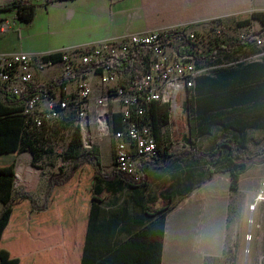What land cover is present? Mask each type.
<instances>
[{
    "label": "crops",
    "instance_id": "obj_1",
    "mask_svg": "<svg viewBox=\"0 0 264 264\" xmlns=\"http://www.w3.org/2000/svg\"><path fill=\"white\" fill-rule=\"evenodd\" d=\"M11 1L0 0V5ZM28 1L37 4L36 15L30 24L16 18L15 9L0 11V54L18 51L52 53L69 45L108 37L119 38L163 24L194 19H209V23L222 27V22L231 13L264 11V0ZM6 24L8 27L4 30L3 25ZM199 26L201 24L197 29ZM262 27L263 24L254 19L250 25L240 28L248 34ZM238 49L240 74L244 69L252 70L250 64L254 63L255 97L240 103L237 108L224 109L222 112L235 111L231 117L241 123L262 124L264 45L257 47L250 43ZM171 50L174 51V48ZM144 54L145 51L136 56L134 74L142 73ZM61 73L62 64L58 61L47 71H36L34 85L49 83L58 79ZM203 74L196 77L192 88L179 91L176 107L171 110V122L163 127L162 146L169 147L174 153L192 147L200 149L198 141L201 139L211 140L209 149L215 148L223 138L211 131V125H200L197 122L200 116L211 118L221 113L217 110H196L193 97L196 99L211 93L202 89L200 84L196 86L197 78ZM126 75L120 73V78ZM240 87L242 90L244 85ZM177 113L185 117L187 125V132L180 134L184 145L181 150H175L178 124L173 119ZM190 117L195 120L193 129ZM242 136L247 137L248 141L251 138L247 132L235 134L236 139ZM98 147L101 158L103 149L109 152L111 140H102ZM32 158L29 151L17 154L11 193L25 191L32 196L38 194V202L33 198L36 206H41L45 201L50 178L47 181L42 178L32 164ZM262 165L264 163H249L248 169L239 178L238 189L232 191V176L224 170V163L209 165L201 160L179 157L163 166L146 165V180L141 185L134 182L129 184L121 174H114L112 161L107 169L101 165L102 173L109 176L108 180L92 182L91 175L83 173L77 174L67 184L56 187L53 202L46 211H31L30 202L20 199L3 232L0 248L8 250L12 257H17L18 264H93L106 253L117 250L133 253L131 256L137 259L142 253H156L159 249V229L151 223L158 214L152 213L166 207L165 201L170 196L169 205L172 208L166 215L164 225L161 264H204L208 257L223 255L232 227H242L247 232L246 222L252 215L249 206L264 180L262 172L258 170ZM209 170L214 171L211 176ZM92 185L98 194L93 200L90 198ZM232 206L240 210V218H235L228 228ZM253 217L259 228L257 230H261L263 211L257 208ZM129 237L135 238L133 243L122 245ZM130 264L139 263L133 260Z\"/></svg>",
    "mask_w": 264,
    "mask_h": 264
},
{
    "label": "built area",
    "instance_id": "obj_2",
    "mask_svg": "<svg viewBox=\"0 0 264 264\" xmlns=\"http://www.w3.org/2000/svg\"><path fill=\"white\" fill-rule=\"evenodd\" d=\"M208 22L209 19L180 21L119 38L64 47L52 53H2L0 87L16 97L23 96L30 86H36L35 72L51 69L56 62L50 55L59 53L62 73L58 79L63 78L65 82L52 86L45 93L30 94L23 100L21 113L26 122L44 131V135L52 136L73 115L83 146L91 148V133L100 141L112 139L114 170L139 182L143 178L141 168L154 165L160 159L158 141L148 117L150 104L168 102L172 110L176 107L179 91L192 88L196 77L203 72L195 59L178 57L173 50L167 53L168 44L163 45L162 40L178 32L196 43L195 27ZM7 27L3 25L4 30ZM221 31L222 27L217 26L215 32L220 34ZM250 35L252 33L244 38ZM252 43L257 47L264 45V32ZM138 48L139 54L145 51L142 73L128 70L122 72L127 75L120 78V72L112 63L127 62ZM116 113L119 114L117 118ZM260 202H264V181L249 206L250 224L254 223L253 212ZM246 236L247 241L252 240L251 228ZM263 262L264 255L261 256Z\"/></svg>",
    "mask_w": 264,
    "mask_h": 264
},
{
    "label": "trees",
    "instance_id": "obj_3",
    "mask_svg": "<svg viewBox=\"0 0 264 264\" xmlns=\"http://www.w3.org/2000/svg\"><path fill=\"white\" fill-rule=\"evenodd\" d=\"M15 9V17L25 24H30L37 10V4L28 0H12L6 4L0 5V11H10ZM257 19L263 27L257 32L246 38H217L212 47L206 53H198L195 48V43L186 39L183 34L178 32H172L162 40L163 45H167L169 40L176 39L177 43L174 46V52L178 57L185 59H195L198 66H203L207 61H214L219 59L222 55H234L235 51L244 45L252 43V41L260 36L264 32V11H254L251 14L237 15L234 19L235 23L239 27L248 26L252 23V20ZM140 53V49H135L127 62L112 63V66L120 73L130 70L133 71V63L136 56ZM50 58L57 62L61 59L59 53L50 55ZM251 63L252 70L247 71L244 69L240 74L239 63L235 66L218 67L212 71L205 73L197 78V85H201L202 89H206L211 93L200 95L199 97H193L196 101V110L199 112H209L210 110H217L218 113L215 117H198L197 122L199 124H205L208 122H220L227 120L230 123H234L241 133L247 132V127L252 123H241L237 118L231 117L235 111H229L223 113L224 109L237 108L240 103H244L253 100L255 93L253 90L254 83V70ZM245 66V65H244ZM65 79H55L44 85L30 86L29 91L24 93L21 97H16L5 89L0 87V93L3 95V99H0V242L3 232L8 226L14 206L20 199H26L30 202V210L42 212L46 211L52 204L54 199V191L56 187L63 186L70 182L77 174L84 175L88 173L91 175L92 182L98 179L108 180L109 176L102 173L101 158L98 145H92L90 149H83V140L80 132V128L75 126L72 137L70 138L65 150L64 158L69 160V164L60 172L51 176L49 179V188L45 195V201L41 206H36L33 196L25 191L12 192V184L14 177V165L17 154L23 151H29L33 158L32 164L43 155L52 153L51 149L44 148L43 139H47L51 136L44 135V131L36 127H30L26 122L25 117L21 113V104L23 100L30 94L45 93L50 90L54 85L64 83ZM243 89L241 90L240 86ZM206 91V92H207ZM202 96V97H201ZM191 114V105H190ZM224 115V116H223ZM118 113L115 114L117 118ZM191 116V115H190ZM221 118H220V117ZM148 117L150 119L154 135L158 141L160 159L156 166L166 165L171 160L179 157H187L195 160H201L209 165H217L218 163H224V170L230 172L232 176L231 189L236 191L238 189L240 176L248 169L249 163L262 164L264 163V146L255 153H248L247 143L248 139L242 136L241 139H236L235 136H223L215 146L209 150L196 149L192 147L182 152L174 153L167 146H162L161 139L163 137V127L171 122V106L168 102L153 101L150 104L148 111ZM68 121H73V115L67 118ZM194 119L190 117V124L193 129ZM62 126H65V125ZM118 128V124L114 125ZM143 178L139 182H134L130 177L122 175V178L127 180L129 184L139 183L144 184L146 180V174L144 166L141 168ZM214 171L209 170L211 176ZM114 174H119L116 171ZM98 194L94 185L91 187V200L97 198ZM170 196L167 198L170 200ZM143 202V201H141ZM145 210L148 208L143 205ZM171 205H167L161 209H156L152 214H158L157 217L151 222L157 225L159 229V249L156 253H142V256L135 259L131 256L130 252H123L122 250L112 251L106 253L101 259L93 264H130L133 260H137L139 264H161L162 257V240L164 235V225L166 215L171 209ZM239 209L232 206L230 208V215L228 218V228L230 223L236 218H240ZM135 240L134 237H129L123 241L122 245H130ZM237 247V245H236ZM235 247V248H236ZM234 248V249H235ZM236 250V249H235ZM231 249L225 245L223 255L220 257H208L204 264H226L227 255L230 254ZM84 261V259H83ZM19 259L12 257L11 253L0 248V264H18ZM83 264H85L83 262Z\"/></svg>",
    "mask_w": 264,
    "mask_h": 264
},
{
    "label": "rangeland",
    "instance_id": "obj_4",
    "mask_svg": "<svg viewBox=\"0 0 264 264\" xmlns=\"http://www.w3.org/2000/svg\"><path fill=\"white\" fill-rule=\"evenodd\" d=\"M239 12H234L230 14V17L227 18L224 23L222 22V31L220 34H217L215 32L216 25L212 23L206 24L201 23V26L197 29V26L195 27L197 29L198 33V40L195 43V48L198 51V53H206L213 45L215 40L217 38L219 39H225V38H244L247 33H244L245 31L236 25L234 19L235 16L238 15ZM246 14V13H243ZM242 15V14H239ZM204 21H208V19H202ZM180 22V21H179ZM172 24V23H167ZM163 24V25H167ZM203 24V25H202ZM161 26V25H160ZM109 38V37H108ZM105 39V38H104ZM92 42L87 41L85 43ZM177 43L176 39H171V41L168 43V45L165 48V51L169 52L171 49L174 48L175 44ZM79 44H84L79 43ZM75 44V45H79ZM74 45H69L65 47H70ZM64 48V47H63ZM239 49L235 51V54L222 55L219 59L214 61H207L203 66H200L203 69V73H208L212 71L215 68L218 67H226V66H235L239 63L240 57H239ZM95 92H97L95 88ZM0 99H3V95L0 93ZM175 122H177V144L175 150H181L184 145L181 143L180 137L181 133L185 134L187 132V125H186V119L184 116H182L180 113H177L175 115V119H173ZM70 122V121H68ZM208 125H211V131L218 136H235V134L241 133L239 128L234 124L230 123L227 120L220 121L218 123L216 122H208L205 123ZM65 126H61L60 129H57L51 137L47 139H43L44 141V148L51 149L52 153L43 154L38 161L34 164V167L38 171V173L42 176L43 179L47 181L48 178L55 175L56 173L60 172L61 169L65 168L69 164V160L64 158V150L72 137L73 130L75 128V123L71 121L70 123L64 124ZM247 133L250 134V139L248 141L247 145V151H257L260 150L261 147L264 146V123L262 124H256L252 123L249 124L247 127ZM170 133V130H168ZM173 134V133H172ZM179 136V137H178ZM257 139V141L255 140ZM111 140V147L109 152L106 151V149H103L101 155V165L104 169H107L111 162L113 161V141ZM211 140H199L198 141V147L200 149L207 150L211 147ZM101 143L100 140L96 139L93 136V133H91V137L89 139V145L90 147L92 145H98ZM83 149L87 150L89 147H84ZM258 170L262 172V176L264 178V165L259 166ZM264 181V180H263ZM47 185V182H46ZM20 189H24L19 186ZM35 200L38 202L39 195L33 194ZM166 205L170 204V200L167 199L165 201ZM258 210L263 211L264 214V202H260L257 206ZM256 208V209H257ZM250 211V209H249ZM256 211V210H255ZM254 211V212H255ZM254 220V217H252ZM239 222V221H238ZM250 217H248L246 222V229L247 232L251 228L253 231V237L251 241H247V232L245 229H242V227L239 229H235L232 227L228 234V240H227V248L231 249L230 254L227 255V263L226 264H264L261 263V256L264 255V222L261 230H257V222L254 220V223L250 224ZM252 225V226H251ZM256 232V234H255ZM237 245V247H236ZM236 247V248H235ZM236 250H235V249Z\"/></svg>",
    "mask_w": 264,
    "mask_h": 264
}]
</instances>
